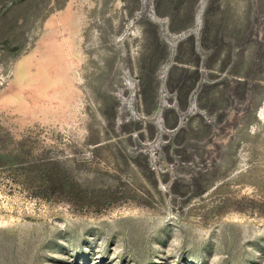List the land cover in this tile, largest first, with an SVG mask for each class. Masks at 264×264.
I'll return each mask as SVG.
<instances>
[{
	"label": "rangeland",
	"instance_id": "rangeland-1",
	"mask_svg": "<svg viewBox=\"0 0 264 264\" xmlns=\"http://www.w3.org/2000/svg\"><path fill=\"white\" fill-rule=\"evenodd\" d=\"M0 264H264V0H0Z\"/></svg>",
	"mask_w": 264,
	"mask_h": 264
}]
</instances>
